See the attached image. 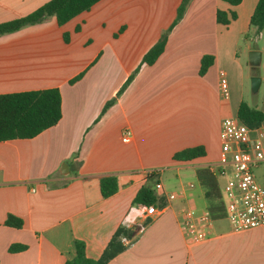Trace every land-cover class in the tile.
<instances>
[{
	"label": "crops",
	"instance_id": "0c3cea01",
	"mask_svg": "<svg viewBox=\"0 0 264 264\" xmlns=\"http://www.w3.org/2000/svg\"><path fill=\"white\" fill-rule=\"evenodd\" d=\"M50 1L0 0V24ZM182 1L101 0L63 26L51 17L0 36V95L58 89L62 98V118L54 127L34 139L0 143V264H66L76 256L75 240L98 260L121 227L134 232L133 242L109 264H264V227L235 233L221 216L208 239L193 244L181 223L183 211L200 213L218 204L206 196L201 171H209L204 181L217 182L223 197L233 174L228 168L223 175L219 165L220 131L225 118L237 116L242 100L222 97L220 74L228 78L241 70L233 51L259 0L237 7L192 0L158 61L141 66L118 97ZM218 10L238 18L223 26ZM205 56L214 63L200 76ZM198 147L204 157L173 159ZM64 164L67 174L60 170ZM148 171L164 185L156 195L165 204L153 218L133 204L143 186L155 185ZM260 176L264 182V172ZM104 177L120 185L109 198L101 196ZM169 193L175 201H167ZM9 215L23 220V227L5 226ZM12 245L27 249L10 253Z\"/></svg>",
	"mask_w": 264,
	"mask_h": 264
},
{
	"label": "trees",
	"instance_id": "16d2710c",
	"mask_svg": "<svg viewBox=\"0 0 264 264\" xmlns=\"http://www.w3.org/2000/svg\"><path fill=\"white\" fill-rule=\"evenodd\" d=\"M101 0H51L31 15L11 22L0 24V36L19 31L21 28L37 24L44 19L54 17L60 26L67 24L79 15L88 12ZM192 0H183L177 10L172 25L162 34L159 41L145 54L141 65L125 83L118 93V97L128 88L135 79L141 66H153L164 53L172 30L182 21ZM232 7L239 6L244 0H222ZM217 22L223 26H229L236 21V12L217 11ZM250 27L255 28L258 33L264 31V0H259L250 20ZM66 41L67 37H65ZM214 63V57L205 56L201 61L200 76H204ZM80 75L70 83L79 81ZM116 102V99L108 102L102 113L104 114ZM62 118V98L58 89H46L40 91L22 92L8 95H0V143L12 140H30L39 136L44 131L54 127ZM238 121L249 129H259L264 125V112L257 108L250 107L247 103L241 102L238 112ZM204 148L198 147L187 149L174 155L176 161H192L204 157ZM210 176L209 171L204 170L199 174L200 180L209 189L206 194L208 198L218 201L217 206L209 208L213 220L225 216V204L223 195L217 182L209 177L208 182L204 177ZM152 177L151 180L157 182ZM120 190V185L115 177H104L100 180V191L103 198H109ZM134 205H145L162 207L165 204L163 197H158L154 187L143 186L133 201ZM5 226L16 229L23 227V220L9 215ZM134 232L124 227L119 228L112 236L103 255L98 260H91L86 256L85 243L79 240L74 241L76 256L66 264H109L112 260L122 254L128 247L123 245L122 237L133 238ZM27 249L26 246L12 245L10 253H20Z\"/></svg>",
	"mask_w": 264,
	"mask_h": 264
},
{
	"label": "built area",
	"instance_id": "2783aa9c",
	"mask_svg": "<svg viewBox=\"0 0 264 264\" xmlns=\"http://www.w3.org/2000/svg\"><path fill=\"white\" fill-rule=\"evenodd\" d=\"M220 78L221 95L228 99L230 90L226 74L222 72ZM130 137V131H126L123 141L128 142ZM220 140L222 145L220 168L224 171L223 175L227 174L228 168L233 171L224 187L225 218L230 224L231 231L240 233L264 227V185L259 182L256 173L264 166V127L251 130L241 124L237 116L225 118L221 124ZM153 175V171L147 172L149 178ZM154 190L164 191V185L158 179ZM166 199L175 201L176 195L169 193ZM143 206L145 218L157 217L163 210L156 205ZM181 223L188 231L191 243L200 244L208 239V229L213 224V217L209 210L199 213L187 209L181 213ZM132 242L129 238H122L125 246H131Z\"/></svg>",
	"mask_w": 264,
	"mask_h": 264
},
{
	"label": "rangeland",
	"instance_id": "374dc122",
	"mask_svg": "<svg viewBox=\"0 0 264 264\" xmlns=\"http://www.w3.org/2000/svg\"><path fill=\"white\" fill-rule=\"evenodd\" d=\"M235 48L233 52L238 59L237 67L240 66L241 70L232 72L233 77L227 78L232 101L237 102V100H242L250 107L257 108L264 112V31L258 33L255 28L250 27V29L239 38ZM251 52H260L262 55L261 64L257 67H253L249 63V54ZM229 59L230 63H232L234 60L232 53ZM253 78L261 79V86L257 93H253L252 91ZM263 172L264 166L256 173L259 182L264 185L263 179L260 176ZM156 192L159 194L161 193V191ZM223 199L225 201V197H223Z\"/></svg>",
	"mask_w": 264,
	"mask_h": 264
},
{
	"label": "water",
	"instance_id": "95a60500",
	"mask_svg": "<svg viewBox=\"0 0 264 264\" xmlns=\"http://www.w3.org/2000/svg\"><path fill=\"white\" fill-rule=\"evenodd\" d=\"M261 53L260 52H251L249 54V63L253 67H257L261 64ZM261 86V79L260 78H253L252 79V91L253 93H257L259 91V88ZM63 168L66 169V172H68V166L66 164L63 165L61 169L62 174H67L65 171H63Z\"/></svg>",
	"mask_w": 264,
	"mask_h": 264
}]
</instances>
